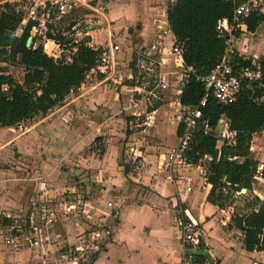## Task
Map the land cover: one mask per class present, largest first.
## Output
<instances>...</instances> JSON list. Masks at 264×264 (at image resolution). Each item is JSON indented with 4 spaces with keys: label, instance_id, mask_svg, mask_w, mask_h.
<instances>
[{
    "label": "crops",
    "instance_id": "crops-1",
    "mask_svg": "<svg viewBox=\"0 0 264 264\" xmlns=\"http://www.w3.org/2000/svg\"><path fill=\"white\" fill-rule=\"evenodd\" d=\"M5 1L18 0H0V4ZM43 1L45 0H36L32 7L41 6ZM104 3L105 11L97 10L91 2L89 5L76 7L85 10V18L68 22L64 28V36L74 41L87 38L89 46L105 48L108 51L105 61L92 68L89 77L84 78L82 84L70 92L61 104L46 114L37 115L36 120L34 118L24 122V134L6 140L0 135V158L8 150L7 148L5 151L4 148L11 145L12 155L9 156L13 164L0 168V217H3V212L7 213L4 217L28 215V208L36 204V200L41 197L40 189L44 186L47 188L44 199L47 204L48 198L58 191L60 186L58 182L54 183L56 173L52 171L51 163L44 162L43 159L40 163L34 161V158H38V153H43L41 149L46 151L49 148L52 135L60 130V133L64 132V175L68 169H74L71 167L73 163L77 173L83 172L84 167L93 169L94 171L88 172L90 180L96 179L102 192L103 197L99 195L101 198H105L106 202L112 200L113 208L117 209L114 219L120 220V227L113 242L105 244L89 264H120L126 257L141 255L140 249L144 248L152 255L149 264H179L182 247L176 222L177 215H174V212L177 204H187L188 201L185 210L203 229L202 242L196 250V257L198 254L203 257L199 263L196 259V264H264V250L245 249L243 234L232 225V206L224 209V206L207 200L211 189L208 182L209 172L205 180H200L194 174L195 170H192L194 187L192 192L184 197V203H181L176 194L178 187L175 188L163 177L166 153L170 146L177 143V130L180 126L175 120V114L180 106V89L177 84L181 69L170 53L171 45L175 41L167 20L170 3L166 0H104ZM72 12L73 8H69L64 14ZM96 12L99 14H95ZM259 13L264 15V5ZM24 15L23 25L31 18L37 20L41 26L37 12L33 17L30 13ZM92 18L96 22L83 37L77 23L88 22ZM236 32L232 42L233 52L242 58H259L264 53V21L253 31L248 30L244 22ZM46 40L45 45L53 43L54 47L56 46L53 40ZM113 45H117L118 49L112 51ZM152 58L157 59V64L147 73L150 76L153 73L158 80L166 81L167 85L156 90L155 97L146 94L148 102L152 100L150 97L155 101L148 108L143 106L144 102L133 105L132 100L139 98V95L134 96L135 78L139 72L136 65L143 60L145 67H148ZM158 67L160 72H157ZM174 74H177L175 78ZM140 110L146 115V121L143 122L145 124L151 125L155 115L161 118L155 120L158 127L157 140L153 145L139 140L131 141L133 138L126 140L123 152L128 158L123 162L120 160L122 148L119 138L112 136L111 128L119 122L117 116L121 115L122 111L125 112L124 118L128 119L129 116H138ZM56 112H61L63 116L53 117ZM15 127H0V134ZM217 135L218 150L224 141L233 142L234 132L229 130L225 118H222L217 126ZM101 136L104 137V149L100 150L99 154L95 153L94 149L87 153L82 151L76 158L71 154L74 144H77V149H82V145L88 141L96 145L101 141ZM250 151L258 161L250 191L253 196L264 199V191L257 187L262 185L264 188V129L252 135ZM220 157L219 153L217 159ZM136 159L141 160L143 164L136 166ZM22 162H26L25 167L21 166ZM87 163L92 166H87ZM125 167L128 171H125ZM84 176L83 174L82 177ZM130 180L145 186L147 190H144V195L134 197L136 193L133 192V183ZM236 191L231 194L232 197H235ZM85 192L88 193L86 190ZM224 192L227 194L226 189ZM99 196L92 198L88 195L91 200H84V204L73 215L77 223H83L80 227H73V236L68 235L67 231L63 235L58 231L57 225H54L55 235H51L56 238L58 244L76 243L81 235L80 229H85L86 224L90 225V218L109 212L104 199ZM112 197H118L120 203L115 202ZM189 208L194 210V215ZM89 211H92L90 215L87 213ZM61 217L59 221L62 223L64 214H61ZM9 226L0 222V264H61L58 260L61 251H56L53 244L30 246L6 243L8 234L5 235L2 230Z\"/></svg>",
    "mask_w": 264,
    "mask_h": 264
},
{
    "label": "trees",
    "instance_id": "trees-1",
    "mask_svg": "<svg viewBox=\"0 0 264 264\" xmlns=\"http://www.w3.org/2000/svg\"><path fill=\"white\" fill-rule=\"evenodd\" d=\"M234 5L223 0H174L169 4L167 20L176 41L183 46L185 66L193 69L181 88V105L197 106L205 94V85L197 76L213 67L224 54L226 37L216 29V22L231 17ZM24 16L16 2L0 4V127H15L46 114L82 84L87 72L101 63L102 48L89 46L87 38L67 39L64 31L53 30L47 22L44 36L60 47L68 44L70 55L54 58L45 52L42 43L34 47L35 36H31V31L39 22L29 18L23 25ZM263 21L261 13H252L244 19L250 31ZM29 36L32 42L27 46ZM231 61L235 68L249 64V60L233 51ZM259 62L261 77L243 80L232 102L223 103L209 95L201 108V120L208 122L210 130L194 136L189 156L192 162H197L211 155L208 168L211 189L207 200L213 204L224 206L234 191L242 188L249 191L257 171L258 161L250 151V141L254 133L264 129V53ZM5 64L22 67L21 79L13 76ZM222 118L234 132V139L224 141L218 150L217 126ZM181 132L179 126L177 133ZM245 204L248 211L232 216V225L243 234L246 250H264V199L254 196L245 199ZM0 222L11 225L13 220L3 216ZM202 257L197 255L198 263Z\"/></svg>",
    "mask_w": 264,
    "mask_h": 264
},
{
    "label": "built area",
    "instance_id": "built-area-1",
    "mask_svg": "<svg viewBox=\"0 0 264 264\" xmlns=\"http://www.w3.org/2000/svg\"><path fill=\"white\" fill-rule=\"evenodd\" d=\"M91 0H45L41 3L43 7V15L49 14L53 9L59 13H64L69 8H75L80 5H89ZM169 3L174 0H166ZM225 2L234 3L232 16L227 18H219L216 22V29L221 35L226 37V48L220 60L211 68L207 69L203 74H199L197 79L205 85L206 92L200 99L197 106H179L175 120L182 126V132L178 136V141L175 145L170 146L166 153V163L164 164L163 177L166 182L177 188L176 194L179 196L181 203L184 197L189 195L194 187V174L200 179L205 180L209 172V163L212 160L211 155H205L203 159L192 162L189 156L191 150V142L194 136L200 132L210 130V125L207 121L201 120V108L206 104L209 95L223 103L232 102L240 90L243 80L251 81L261 77V67L259 58H243L249 60V64L240 67H234L231 61L232 42L234 34L239 29L244 19L252 13H259L264 0H223ZM93 6H91L92 8ZM97 10L102 9V5L95 6ZM36 8L30 9V15L35 16ZM96 21L92 18L88 22L77 23L79 32L84 36L93 28ZM40 24V23H39ZM39 26V25H38ZM36 28V27H33ZM56 46L60 48L59 44ZM92 47V46H91ZM98 48L99 46H93ZM154 47V46H153ZM112 51L118 49L117 45L112 46ZM170 53L172 54L176 64L181 69L180 78L177 84L178 90L184 85L189 72H193L192 67H187L183 60V46L175 39L171 45ZM150 55V54H149ZM108 57V51L102 48L101 63ZM150 60V59H149ZM145 62L142 60L136 67L139 70L135 84V92L139 94V98L132 100V104L139 105L147 103V95L155 97V91L166 87L167 82L159 79L153 85H150L149 80L145 77L139 81L144 70L151 72L153 66L157 64V59L152 58L148 67H145ZM90 71L86 73L85 78H88ZM74 91L71 90L70 92ZM24 122L17 126L22 128ZM24 128V127H23ZM143 162L137 160L136 166H141ZM192 170H195L193 174ZM182 185V187H180ZM46 186L40 189V198L36 200V204L31 208L28 215L24 216H8L13 220L9 226L12 236H8L6 243H14L15 245H30V246H45L47 243L56 246L55 250L60 252L59 261L61 264H89L93 257L100 252L109 237V230L106 228V219L114 218L116 209L113 208L112 200L106 202V208L109 212L99 216L98 221H93L90 218V226L86 233L81 234L76 243L58 244L54 234L53 227L58 221L57 216L64 214V205L62 208H57L56 213L44 199L46 196ZM46 192V193H45ZM236 195L242 194V189L235 192ZM258 193H256L257 195ZM235 195V196H236ZM255 196V195H254ZM184 203V202H183ZM84 202H82V205ZM74 205L70 206L73 207ZM181 206V204H180ZM112 210V211H111ZM86 211V210H85ZM83 212V211H82ZM89 215L91 212H87ZM3 216L7 213L3 212ZM177 226L179 228L180 243L182 247L179 264H196V250L200 246L203 237V229L201 225L194 220L184 209H180L176 217ZM79 223V222H78ZM52 234V235H51Z\"/></svg>",
    "mask_w": 264,
    "mask_h": 264
},
{
    "label": "rangeland",
    "instance_id": "rangeland-1",
    "mask_svg": "<svg viewBox=\"0 0 264 264\" xmlns=\"http://www.w3.org/2000/svg\"><path fill=\"white\" fill-rule=\"evenodd\" d=\"M17 1V0H16ZM19 1V2H18ZM16 3L18 4V7L21 8L25 14H29L30 13V9L32 7V5L35 3L36 0H18ZM94 6H98V5H102V9H100L101 11H105L106 10V4L104 3V0H91L90 1ZM20 4V6H19ZM37 10V15H39V19L41 22V26L36 27L32 30L31 32V36H35V41L36 43H42L45 52L50 55L53 56L54 58H64V57H68V55H70V50L67 48L69 47L68 44L66 47L63 48L62 47H54L53 43L51 44H47L45 45V43L47 42V38L44 36V31L47 29L48 25H46L45 22H47V24H51L53 30L54 29H58V30H62L64 31V28L67 26L68 22H72L73 20L76 19H80V21L82 19H84L85 17L83 16V14L85 13V10H83L82 8H78L76 9L73 8V12L72 13H68V14H64V13H59L56 10H51L49 12V14L42 16V13L44 11L43 7L38 5L37 7H35ZM95 14H99L98 12H96ZM6 67L8 68V71L13 74V76H15L18 80L21 79L22 74H23V69L20 66H14V65H7L5 64ZM155 67V66H153ZM170 70H173V68H169ZM160 72V68L158 67L157 72ZM146 71V72H142L143 77L146 78V80H149L150 85H153L155 83V81H158V77L153 76V73L151 74L152 76H150ZM171 76V75H170ZM175 76H177V74H174V78ZM143 77L139 78V81L142 80ZM139 95V94H135L134 96ZM138 97V96H136ZM150 99H152L151 101H147V103H143L144 107H149L151 105V103H154L155 101H153V97H150ZM179 108V107H177ZM141 113H139L138 116H129L128 119L124 118V114L125 112L122 111L121 115L119 114L117 117H119V122L116 123V126L111 128L113 129L111 134H113L112 136H116L119 138V143L120 146L122 148V153L120 155V160H122L123 162L128 158V155L125 154L124 151V142L130 138L131 141L133 140H139L140 142H145V143H149V145H153L156 143L157 140V125H156V121L158 119L157 115H155V117H153V123H151V125L149 124H145L143 123L144 121H146V115L143 113L142 110H140ZM56 116H60L62 117L63 114H61V112H56L53 117ZM39 118V117H38ZM36 120V118H35ZM167 120V119H166ZM131 121V122H130ZM26 124V123H25ZM62 125H64V123L61 122ZM29 125V124H28ZM24 127V128H23ZM25 127L26 125H23L22 128H19L18 126H16L14 129L11 130H7L4 131L3 135L5 140L7 138H10L12 136H18V135H22L24 134L25 131ZM1 132V131H0ZM55 134V135H54ZM52 135V140H51V144L49 145V148L44 151L42 150V154L38 153V158H34V161L40 162L42 161V159L44 160V162L49 161L52 165V171H54L56 173V175H54V183L58 182L59 183V188L58 191L55 193L54 196H51L48 198L49 201L48 204H50V208H52L54 210V212L56 213L55 210H57V208L59 209L63 207L64 205V221L61 223L59 220H61V215L57 216L58 221L56 222L58 231L62 232V234L64 235L65 231H67L68 235L73 236L74 235V228L76 227H80L83 223H77L75 218L73 215L76 213V211H78L80 209V206H82V202H84V200H91L90 198H88L87 196L90 195L92 196V198H95L99 195L102 196V192L100 190V187L97 185L96 179L95 181H91L88 172L90 170L93 169H89L84 167V171L77 173V171H75L76 165H73L71 167H73L74 169L72 170H67L65 171V175H64V132L60 133L56 131ZM57 136V137H55ZM103 136H101V141L97 142L96 145L92 144V141H88L86 142L84 145H82V149L81 147H79L77 149V144H74L75 146H72L71 150V154H73L75 156V158L77 157L76 155L78 153H81L83 151V153H87L89 150L92 151L93 149L95 150V153H100L102 149H104V142L103 141ZM59 143V145H57ZM66 147H68V145H66ZM8 148L7 152H10V154H8L7 152H4V156L2 158H0V168H7L12 166V159L9 155H12V147L11 145H8L6 148H4V150L6 151V149ZM71 148V147H70ZM49 157H51L50 159H48ZM73 160V159H72ZM73 162H75L73 160ZM78 162V160L76 161V163ZM26 162H22L21 166L25 167ZM91 165V163H90ZM89 163H87V166H90ZM92 166V165H91ZM94 171V170H93ZM87 172V174H86ZM85 175L84 178L82 177V175ZM100 180V179H99ZM52 181V180H50ZM131 181V180H130ZM133 189L136 193V195L134 196L135 198L140 197L142 195H144V190H147L145 188V186L142 183L139 182H133ZM66 185V186H64ZM71 185V186H69ZM67 187V188H66ZM257 187L264 191V188L262 185H257ZM88 191V193L85 192ZM142 192V193H141ZM99 193V194H98ZM174 194V191L173 193ZM115 195V194H114ZM113 195V196H114ZM100 197V196H99ZM100 197V198H101ZM253 193L249 190V191H245L244 193H242L241 195H236L235 197L229 196L228 200L226 201V205H224V209H227L228 206H232V212H231V216L237 215V214H242L248 211V207L245 204L244 200L245 199H252ZM113 198V197H112ZM167 198L169 199L170 196H167ZM104 199V202L106 203V199L105 198H101ZM115 200V202H119L118 197H114L113 198ZM31 203V202H30ZM28 203V204H30ZM189 201L187 202V204H181V206L179 204H177L176 206V211L174 212V215H177V213L180 211V209H184V207H188ZM70 205H74L73 207L69 208ZM33 207V205H31L28 208V212L31 211V208ZM121 207V206H120ZM118 208V207H116ZM122 208V207H121ZM120 211V209H118ZM190 212L194 215V210H191L189 208ZM198 210V209H197ZM117 211V209H116ZM92 212V211H91ZM121 212V211H120ZM29 214V213H28ZM57 214V213H56ZM99 216H103V215H96L95 217H93V221H98V217ZM177 217V216H176ZM81 219V218H80ZM109 223H107V229L109 230V237L107 238L105 244L108 243H112L114 238L116 237V234L118 232V228L120 227V220H115L113 219H106ZM72 221V223L70 222ZM91 222V220L89 221V223ZM119 223V224H118ZM73 224V225H72ZM230 225V224H229ZM89 224H86L85 229H80L81 234L84 232L86 233L87 228L89 227ZM55 228V226L53 227ZM85 230V231H84ZM2 232L8 236L10 235V228H3ZM72 232V233H71ZM121 246V244H119ZM141 251V255H137L134 258H130V257H126L124 262H121L120 264H149V258L152 257V255L147 251L146 248H144L143 250L140 249Z\"/></svg>",
    "mask_w": 264,
    "mask_h": 264
},
{
    "label": "water",
    "instance_id": "water-1",
    "mask_svg": "<svg viewBox=\"0 0 264 264\" xmlns=\"http://www.w3.org/2000/svg\"><path fill=\"white\" fill-rule=\"evenodd\" d=\"M31 42H32V37L29 36L28 39H27L26 45L30 46ZM37 45H38V43H36V41H35L34 47H36ZM245 190H246L245 188H242V191H245Z\"/></svg>",
    "mask_w": 264,
    "mask_h": 264
}]
</instances>
